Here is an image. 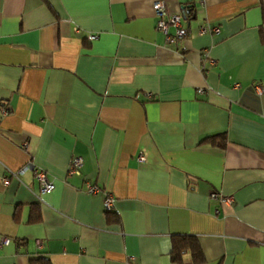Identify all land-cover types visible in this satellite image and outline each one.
Wrapping results in <instances>:
<instances>
[{"label": "crops", "instance_id": "0c3cea01", "mask_svg": "<svg viewBox=\"0 0 264 264\" xmlns=\"http://www.w3.org/2000/svg\"><path fill=\"white\" fill-rule=\"evenodd\" d=\"M154 1L184 38L156 29ZM256 87L260 0H0V264H264ZM73 158L80 174L68 176ZM177 237L202 260L174 263Z\"/></svg>", "mask_w": 264, "mask_h": 264}, {"label": "built area", "instance_id": "2783aa9c", "mask_svg": "<svg viewBox=\"0 0 264 264\" xmlns=\"http://www.w3.org/2000/svg\"><path fill=\"white\" fill-rule=\"evenodd\" d=\"M154 15L156 17V29L159 31H162L163 33H167L169 27L175 28V32L173 36L169 37V40L171 42H174L177 39H182L186 36L187 30L183 28L180 24V16L179 15H171L168 14L165 10V5L162 1H154L152 4ZM218 34L219 29L211 26H205L201 27L199 30V34ZM96 37L94 35H89L87 37V40L93 41ZM237 86V85H236ZM255 90L260 95L262 92V89L259 87H256ZM199 93H203L202 90L198 91ZM4 114L7 112H3ZM143 158L139 157V160L141 161ZM82 159L81 158H73L71 159L69 163V168L67 175L73 176V175H79L80 174V168L82 166ZM29 170L28 165L21 168L17 173L13 174L14 177H19L24 175ZM34 178L37 180L38 184L41 187L42 194H48L50 193L54 185L48 181L46 175L40 171L34 172ZM6 182V181H5ZM7 183V182H6ZM86 192L90 195H95L100 192V189L97 187L91 185L90 183H86ZM211 198L213 200H218L221 203L231 204L232 198L231 197H222L216 193L211 194ZM114 202L115 199L111 193L105 192L104 197L102 200V206L105 212H111L114 208ZM9 239H2L0 241L1 245H7L9 244Z\"/></svg>", "mask_w": 264, "mask_h": 264}, {"label": "trees", "instance_id": "16d2710c", "mask_svg": "<svg viewBox=\"0 0 264 264\" xmlns=\"http://www.w3.org/2000/svg\"><path fill=\"white\" fill-rule=\"evenodd\" d=\"M260 1L261 3L264 2V0ZM217 140L219 141V144L216 142ZM206 142L212 145H215L216 143L218 144L217 146L223 148L225 139L221 136H213L206 139ZM186 251H191L194 262H200L202 260L199 246L195 243L194 238L190 237H177L173 240L171 260L174 263H180L182 260L181 258ZM30 262L31 264H50L49 260L44 258L31 259Z\"/></svg>", "mask_w": 264, "mask_h": 264}]
</instances>
